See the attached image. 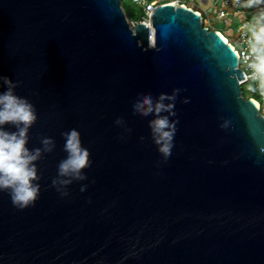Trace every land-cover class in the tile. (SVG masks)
Returning a JSON list of instances; mask_svg holds the SVG:
<instances>
[{
	"label": "water",
	"instance_id": "water-1",
	"mask_svg": "<svg viewBox=\"0 0 264 264\" xmlns=\"http://www.w3.org/2000/svg\"><path fill=\"white\" fill-rule=\"evenodd\" d=\"M150 26H131L121 0H0V74L38 111L28 145L55 138L33 204L0 191V264H264V114L242 92L237 54L179 3L158 4ZM173 87L164 159L153 114L128 102ZM73 126L90 164L62 195L51 180Z\"/></svg>",
	"mask_w": 264,
	"mask_h": 264
},
{
	"label": "clouds",
	"instance_id": "clouds-1",
	"mask_svg": "<svg viewBox=\"0 0 264 264\" xmlns=\"http://www.w3.org/2000/svg\"><path fill=\"white\" fill-rule=\"evenodd\" d=\"M248 3L264 5V0H248ZM241 27L247 33L252 77L264 87V6L259 7ZM18 83V80L0 74V191H7L12 203L24 208L38 198L41 174L37 161L45 152L54 149L55 138L42 134L39 144L29 147V131L38 118V111L28 96L16 91ZM179 92V87H173L171 91H160L154 97L148 90H136L128 102L130 111L144 116L153 114L148 121L151 138L164 159L169 157L174 145L178 122L175 104ZM189 99L183 97L185 102ZM113 121L123 132L127 130L118 114L114 115ZM223 124L226 125L227 121ZM61 135L66 155L57 162V174L51 183L65 195L66 186L73 180L87 179L84 169L90 164V150L83 143L77 127L63 130ZM143 139L140 136V140ZM86 188L87 183L80 184L81 191Z\"/></svg>",
	"mask_w": 264,
	"mask_h": 264
},
{
	"label": "built area",
	"instance_id": "built-area-1",
	"mask_svg": "<svg viewBox=\"0 0 264 264\" xmlns=\"http://www.w3.org/2000/svg\"><path fill=\"white\" fill-rule=\"evenodd\" d=\"M133 3H135L137 6L141 8V14L138 19H131L128 17L125 13V16L127 20L129 21L131 26H134L137 21H141L145 23L149 27V32L151 33V26H150V19L153 13V10L155 7L160 3H179L183 6L192 8L194 11H196L203 20L204 26L207 28L215 29L218 33L222 35V37L225 39L226 42H228L231 47L235 50L238 60H239V67L242 68L243 72V78L239 80L240 85L253 81L254 84L251 86L249 97L252 98L254 101L257 102V107L259 111L264 114V107L261 106L260 101L256 99L252 94L256 91H258L261 95V100L264 101V87L261 86L260 81L258 79H253L252 77V68L250 67L251 62V56L249 54V48H248V40H247V33L246 31L241 27L245 22L249 21L253 16V11L249 10V5H254L256 7H261L264 5H258L255 3L249 4L248 0H210L211 5L210 7H216L217 6V14L220 18H227L228 15L233 14L234 17H238L240 13H245L247 10L250 12V18H246V20H243L241 23H239L236 26V33L233 37H229L224 31H222L219 28L213 27L212 24L210 25V18L209 10H204L202 8H199L197 6L193 7L191 2H188L186 0H131ZM203 2H208V0H201ZM121 6H122V0H121ZM123 9V7H122ZM124 11V9H123ZM125 12V11H124ZM204 15H207V18L204 17ZM232 20H230L231 22ZM209 22V24L207 23ZM238 44V46L236 45Z\"/></svg>",
	"mask_w": 264,
	"mask_h": 264
},
{
	"label": "rangeland",
	"instance_id": "rangeland-1",
	"mask_svg": "<svg viewBox=\"0 0 264 264\" xmlns=\"http://www.w3.org/2000/svg\"><path fill=\"white\" fill-rule=\"evenodd\" d=\"M188 2H191L193 7L197 6L199 8H202L204 10H209V15L211 16L210 25L212 24L213 27L219 28L222 31H224L229 37H233L236 33V26L241 23L243 20H246V18H250L251 14L249 10L245 13H240L238 17H234L233 14H230L227 19L220 18L217 14V6L216 7H210L211 1L208 0V2H203L201 0H186ZM123 8L124 4L127 5L128 8H124L126 15L130 16V10L134 11L136 9H141L139 6H137L135 3H133L131 0H122ZM253 7V8H252ZM249 9H254V5H249ZM205 18H207V15H204ZM230 20H232L230 22ZM209 24V22H207ZM238 46V44L236 43ZM254 82L250 81L247 83H244L241 85L242 92L244 96H248L250 94L251 86H253ZM256 99L260 101L261 106L264 107V101L261 100V95L258 91L255 90V92L252 94Z\"/></svg>",
	"mask_w": 264,
	"mask_h": 264
},
{
	"label": "trees",
	"instance_id": "trees-1",
	"mask_svg": "<svg viewBox=\"0 0 264 264\" xmlns=\"http://www.w3.org/2000/svg\"><path fill=\"white\" fill-rule=\"evenodd\" d=\"M122 6H123V3H122ZM124 8H128L127 7V5H125L124 4ZM123 8V9H124ZM125 11V10H124ZM126 13V12H125ZM140 14H141V9H136V10H134V11H132V10H130V18L131 19H138L139 17H140ZM246 97H249V95L248 96H246Z\"/></svg>",
	"mask_w": 264,
	"mask_h": 264
},
{
	"label": "crops",
	"instance_id": "crops-1",
	"mask_svg": "<svg viewBox=\"0 0 264 264\" xmlns=\"http://www.w3.org/2000/svg\"><path fill=\"white\" fill-rule=\"evenodd\" d=\"M254 7H255L254 9H252L253 7L249 9V10L253 11V13L256 12L257 9L259 8V7H256V6H254ZM228 16H229V15H228ZM228 16H227V17H228ZM225 19H227V18H225Z\"/></svg>",
	"mask_w": 264,
	"mask_h": 264
},
{
	"label": "bare ground",
	"instance_id": "bare-ground-1",
	"mask_svg": "<svg viewBox=\"0 0 264 264\" xmlns=\"http://www.w3.org/2000/svg\"><path fill=\"white\" fill-rule=\"evenodd\" d=\"M152 32H153V31H152V29H151V34H152ZM223 37H224V36H223ZM224 38H225V37H224ZM150 41L153 42V35H151V37H150ZM254 103L257 105V102H256V101H254Z\"/></svg>",
	"mask_w": 264,
	"mask_h": 264
}]
</instances>
